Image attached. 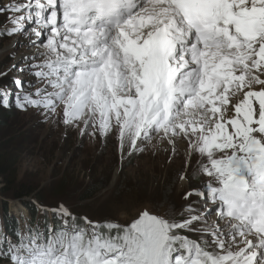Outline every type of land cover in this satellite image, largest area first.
I'll return each instance as SVG.
<instances>
[{
  "label": "snow or ice",
  "instance_id": "snow-or-ice-1",
  "mask_svg": "<svg viewBox=\"0 0 264 264\" xmlns=\"http://www.w3.org/2000/svg\"><path fill=\"white\" fill-rule=\"evenodd\" d=\"M0 17V108L115 138L121 161L182 154L189 185L127 224L37 204L43 226H0V264H264V0H8Z\"/></svg>",
  "mask_w": 264,
  "mask_h": 264
},
{
  "label": "rangeland",
  "instance_id": "rangeland-1",
  "mask_svg": "<svg viewBox=\"0 0 264 264\" xmlns=\"http://www.w3.org/2000/svg\"><path fill=\"white\" fill-rule=\"evenodd\" d=\"M7 2L0 0V4ZM8 55V51L0 52V65L11 63ZM2 150L11 158V170L7 179L0 181V190L13 188L16 193L23 185L34 192L21 201H8L9 215L20 218L21 226L23 218L30 215L20 205L33 198V202L41 199L51 206L63 203L94 220L127 224L144 209L166 214L168 204L161 206L165 195L177 206L184 204L181 193L189 187L185 184L182 189L177 183L176 174L184 165L182 154L173 156L171 163L170 153L163 151L125 156L121 161L115 138L106 142L99 137L81 138L77 130L42 122L34 109L0 108ZM95 189L99 191L92 198L81 201L85 192Z\"/></svg>",
  "mask_w": 264,
  "mask_h": 264
},
{
  "label": "trees",
  "instance_id": "trees-1",
  "mask_svg": "<svg viewBox=\"0 0 264 264\" xmlns=\"http://www.w3.org/2000/svg\"><path fill=\"white\" fill-rule=\"evenodd\" d=\"M3 109V108H1ZM6 150V149H5ZM11 158L9 157V154L2 150L0 152V181H4L7 179L10 170H11ZM12 186V185H11ZM10 186V187H11ZM16 191V190H14ZM96 191H99L97 189L90 191V192H85V194L81 197V201H86L89 200L90 198H92V196L94 195V193ZM34 192L29 189V187H25V186H20L18 191L15 193H13V188H3L2 190H0V226H3V228H7V231L11 232L13 229L16 228L17 226V222L13 220V218H9V203L8 201H13L10 196H14L15 198L23 199V198H27L32 196ZM7 196V197H6ZM35 199V198H33ZM31 199V200H33ZM29 201V203H22V205H24L25 207L28 208L31 216H32V222L36 223L38 221V218L40 216V218L43 219V221L46 219L44 213L42 211H38L39 209L36 207V205L39 203L40 205L43 206H47L48 204L43 201V200H37L38 203H33V201ZM47 207L52 208L55 207L54 205H48ZM149 210V209H148ZM151 212H154L152 210H150ZM82 215H87L85 213H81ZM91 219H94L92 217H89ZM135 218V217H134ZM48 219V216H47ZM49 220V219H48ZM105 220V219H104ZM99 221H103V220H99ZM128 221V220H127ZM131 220H129L128 223H130ZM124 223V222H123ZM126 224V222L124 223Z\"/></svg>",
  "mask_w": 264,
  "mask_h": 264
},
{
  "label": "water",
  "instance_id": "water-1",
  "mask_svg": "<svg viewBox=\"0 0 264 264\" xmlns=\"http://www.w3.org/2000/svg\"><path fill=\"white\" fill-rule=\"evenodd\" d=\"M7 197V196H6ZM10 198L13 200V201H17V200H20V199H18V198H15L14 196L12 197V196H10Z\"/></svg>",
  "mask_w": 264,
  "mask_h": 264
}]
</instances>
